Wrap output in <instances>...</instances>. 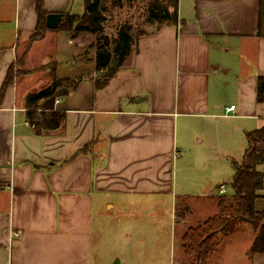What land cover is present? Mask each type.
<instances>
[{
    "label": "crops",
    "instance_id": "1",
    "mask_svg": "<svg viewBox=\"0 0 264 264\" xmlns=\"http://www.w3.org/2000/svg\"><path fill=\"white\" fill-rule=\"evenodd\" d=\"M43 1L48 13L85 12L84 0ZM38 22L37 0H0V264H99L105 216L146 212L148 249L128 259L159 262L162 231L178 222L182 242L189 226L217 215L247 133L264 127V0H179L177 22L155 21L109 79L95 61L69 89L39 99L63 114L41 131L17 77L1 97ZM54 33L23 51L27 63ZM257 148L264 152V141ZM259 194L264 213V181ZM254 237L243 224L207 264H264V253L249 252Z\"/></svg>",
    "mask_w": 264,
    "mask_h": 264
},
{
    "label": "rangeland",
    "instance_id": "2",
    "mask_svg": "<svg viewBox=\"0 0 264 264\" xmlns=\"http://www.w3.org/2000/svg\"><path fill=\"white\" fill-rule=\"evenodd\" d=\"M155 2L161 5L166 4L165 0H122L121 4H115L112 0H102L104 19L101 31L97 32L78 30L76 28L80 21L78 17L82 13H75L70 29L64 25L52 30L56 33L54 36L49 35L46 41L38 45L30 63L26 62V56L22 54L27 49V43L21 45L18 60L9 72L13 81L16 77L19 79V90L24 89L23 97L26 96V92L36 95L49 88L54 91L52 96L54 99L69 89L74 83V78L94 72L95 55L99 45L104 44L112 51L118 30L122 25L131 26L132 34L136 40L142 35L154 31L158 25L155 21L148 19V7ZM82 6L83 2L77 3L78 11H83ZM48 31H46V35ZM22 57L23 61L19 62ZM28 73L31 77L26 78ZM51 105L50 100L42 99L36 106L29 107L30 111L35 113L33 114L36 117L35 122L42 123L46 117L52 115L53 112L48 111V107H53ZM231 194L228 192L225 195ZM148 217L147 212L129 216H115V214L105 216L103 225L97 229L96 234L95 251L99 262L101 264H110L111 262L112 264L116 259L119 260V258H115L119 256L124 264H186L188 258L180 239L181 226L178 222L177 227L171 229L169 226L166 231H162V243L157 247L160 250L159 262L140 263L135 255L133 256L135 259H128L129 251L144 252L148 249L144 248L142 243V240H149L154 233L149 228L151 224L146 223ZM140 220L144 222L138 223L137 221ZM203 222L205 220L198 224Z\"/></svg>",
    "mask_w": 264,
    "mask_h": 264
},
{
    "label": "trees",
    "instance_id": "3",
    "mask_svg": "<svg viewBox=\"0 0 264 264\" xmlns=\"http://www.w3.org/2000/svg\"><path fill=\"white\" fill-rule=\"evenodd\" d=\"M121 1L112 0L115 4H121ZM165 1V5L158 4V2L149 5L148 19L150 21L159 23L177 22L179 0ZM84 4L85 12L78 17L80 21L76 28L90 32L101 31L102 20L104 19L102 0H84ZM37 10L39 22L30 37L26 51L30 49L35 41L43 39L46 31L49 30L46 26L48 12L44 9L43 0H37ZM74 17L64 13V19L59 27L66 25L70 29ZM131 30V26L127 24L120 27L112 51L106 48L104 44L99 45L95 61L97 69L103 70L102 76L104 80L109 79L118 70L136 45L137 40ZM23 57L19 62L23 61ZM12 81L13 77L9 72L2 88L1 97ZM53 95L54 91L48 88L46 91L36 95H29L27 103L29 106L37 105L39 99L52 97ZM257 100L258 102H264V76L258 77ZM29 116H32V113L29 112ZM62 118V113L53 112L49 119L45 118L42 123L39 122L36 125L38 127L37 130L56 128ZM247 140L248 148L244 153L242 163H233L236 169V174L231 184L233 193L231 195H222L218 198L219 212L216 216L205 220V222L195 227H189L183 234V247L188 258L186 264H207L208 260L221 245L222 240L236 232L245 223L252 227L255 234L249 252L251 254L264 253V213L255 209V200L260 197L259 192L263 188L264 181V172L257 170V165L264 162V152L257 148L258 143L264 141V127L247 133Z\"/></svg>",
    "mask_w": 264,
    "mask_h": 264
},
{
    "label": "water",
    "instance_id": "4",
    "mask_svg": "<svg viewBox=\"0 0 264 264\" xmlns=\"http://www.w3.org/2000/svg\"><path fill=\"white\" fill-rule=\"evenodd\" d=\"M64 19V13L61 12H51L48 13L46 16V26L48 29L53 30L57 29L60 23ZM119 260L116 259L114 264H118Z\"/></svg>",
    "mask_w": 264,
    "mask_h": 264
},
{
    "label": "built area",
    "instance_id": "5",
    "mask_svg": "<svg viewBox=\"0 0 264 264\" xmlns=\"http://www.w3.org/2000/svg\"><path fill=\"white\" fill-rule=\"evenodd\" d=\"M234 109H235V106L234 105H232V106H230L228 108L229 111H233ZM219 191H220L221 194L226 193L227 192L226 186L225 185H221L220 188H219ZM13 235L15 237H17L18 236V233H14Z\"/></svg>",
    "mask_w": 264,
    "mask_h": 264
}]
</instances>
